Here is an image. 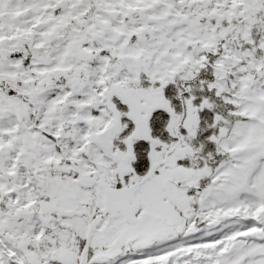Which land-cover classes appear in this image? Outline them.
Wrapping results in <instances>:
<instances>
[{
	"label": "snow or ice",
	"instance_id": "snow-or-ice-1",
	"mask_svg": "<svg viewBox=\"0 0 264 264\" xmlns=\"http://www.w3.org/2000/svg\"><path fill=\"white\" fill-rule=\"evenodd\" d=\"M0 264H264V0H0Z\"/></svg>",
	"mask_w": 264,
	"mask_h": 264
}]
</instances>
